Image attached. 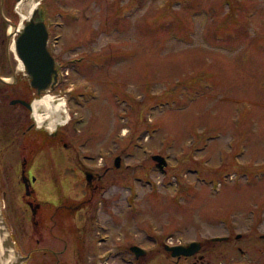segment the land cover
<instances>
[{
    "label": "rangeland",
    "instance_id": "obj_1",
    "mask_svg": "<svg viewBox=\"0 0 264 264\" xmlns=\"http://www.w3.org/2000/svg\"><path fill=\"white\" fill-rule=\"evenodd\" d=\"M41 2L62 75L55 95L69 114L57 127L67 142V208H101L103 238L116 226L142 230L150 245L160 234L203 241L224 225L247 239L263 234L264 0ZM86 167L101 174L94 184ZM3 201L24 208L16 188ZM35 242L28 233L18 244L27 252ZM251 242H239L244 254L225 247L216 256L217 247L215 264L264 260V246ZM167 258L156 264H191ZM43 262L34 254L26 264Z\"/></svg>",
    "mask_w": 264,
    "mask_h": 264
},
{
    "label": "flooded vegetation",
    "instance_id": "obj_2",
    "mask_svg": "<svg viewBox=\"0 0 264 264\" xmlns=\"http://www.w3.org/2000/svg\"><path fill=\"white\" fill-rule=\"evenodd\" d=\"M21 1L0 0V199L4 205L3 200L11 195L14 188L22 196L24 208H3V213L16 248L27 256L24 264L28 263L34 254L44 261L40 264H66L64 261L67 258L70 260L72 254L74 259L80 261L79 264H109L110 261H117L116 264H156L163 261L164 257L167 260L169 257L176 263L190 261L191 264H215L212 256H215L213 252L217 247L219 254L216 256H220L227 247L244 254L245 250L239 245L242 240L255 241L251 244L264 246V242H259L264 241V233L258 235L259 237L247 239L244 233L234 231L239 226L224 225L226 232L212 235L203 241L195 238L186 244L183 241L169 243L161 240L163 234L157 235L155 243L161 241L167 251H170L169 246H187L193 241L198 243V247L197 251L191 254L156 252L155 243L147 244L146 239L141 237L142 230L137 232L135 229L114 226L103 238L101 229L96 226V223H105L97 221L101 208H67V194L62 175L64 172L61 170L67 159V142L61 136V128H49L46 121L40 122L35 114L41 109L39 106L35 107V102L40 97L45 94L55 95L56 87L62 79L61 69L55 62V72L51 80L44 89H40L32 82V76L25 67L21 68L20 62L23 63V60L18 53L17 39L24 24L29 20L22 21L19 10ZM41 3L34 18L35 22L45 23L46 47L49 49L54 26L47 17L44 18ZM84 169L88 184H94L101 178V174L92 168ZM82 209L84 219L77 224L71 217H75ZM89 220L93 221L91 228L87 226ZM146 231L151 234L149 230ZM28 233L39 246L25 252L18 243L19 237L25 238ZM108 240H111L112 244L104 250L103 244ZM137 240L140 243H137ZM207 254L211 255V260H206ZM67 264L72 263L68 261ZM254 264H264V260H254Z\"/></svg>",
    "mask_w": 264,
    "mask_h": 264
},
{
    "label": "water",
    "instance_id": "obj_3",
    "mask_svg": "<svg viewBox=\"0 0 264 264\" xmlns=\"http://www.w3.org/2000/svg\"><path fill=\"white\" fill-rule=\"evenodd\" d=\"M34 16L24 24L23 31L17 39L18 53L23 60L25 69L32 76V82L40 89H44L55 71V59L46 47L47 30L45 23L35 22ZM153 157L159 160L158 166L161 168H163V164L167 163L161 155H154ZM115 165H120L119 157L116 158ZM197 244L193 241L187 246L172 245L169 246V250L174 255L191 254L197 251ZM26 260L27 256L21 254L16 248L15 241L5 220L0 199V264H24Z\"/></svg>",
    "mask_w": 264,
    "mask_h": 264
},
{
    "label": "bare ground",
    "instance_id": "obj_4",
    "mask_svg": "<svg viewBox=\"0 0 264 264\" xmlns=\"http://www.w3.org/2000/svg\"><path fill=\"white\" fill-rule=\"evenodd\" d=\"M40 2L41 0H22L21 3H19V10L21 12L22 21L33 18L35 11L39 9ZM12 46L15 47L14 42H12ZM20 66L22 68L24 64L20 62ZM36 106H39L41 108L38 110V112H35L37 120H39L40 122L41 120H45L49 128L51 129H55L56 127H58V125L63 124L69 118L65 100L58 98L56 95L52 96L51 94H45V96L40 97L35 102V107ZM117 157L120 158L119 155ZM162 157H164L166 160L165 156ZM153 159L158 166L159 160L155 158ZM166 164H163V168H161L160 166L158 167L161 170H164Z\"/></svg>",
    "mask_w": 264,
    "mask_h": 264
}]
</instances>
